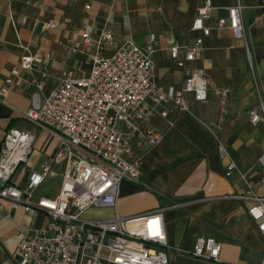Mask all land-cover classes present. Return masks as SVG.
I'll return each mask as SVG.
<instances>
[{"label":"crops","instance_id":"obj_1","mask_svg":"<svg viewBox=\"0 0 264 264\" xmlns=\"http://www.w3.org/2000/svg\"><path fill=\"white\" fill-rule=\"evenodd\" d=\"M245 8L242 19L245 39L236 38L228 28H215L219 17H227V8L237 0H212L215 16L205 22L211 27L204 37L200 53L191 67L210 84L209 98L198 102L187 98L191 112L173 111L167 118L155 115L148 126L163 133L155 147L136 145L141 158L139 182L124 181L112 216H135L159 208L165 209V222L172 245L171 264H261L264 259V234L250 218L251 201L237 200L232 194L248 193L246 180L255 192L264 193V124H253L250 111L264 99V0H240ZM203 0H0V89L21 57L29 52L47 56L49 77L43 94H49L60 82L63 71L72 76L86 75L94 54L93 43L85 48L84 30L93 37L111 31L114 46L105 45L101 54L111 55L126 40L144 45L154 32L161 37L155 55L156 77L164 87L179 86L183 72L170 56L169 47L183 46L202 36L191 31L196 8ZM26 20L23 22V18ZM56 20L55 29L42 28V22ZM253 71L249 66L247 51ZM37 71L21 70L10 85L6 101L0 97V150L11 129L34 136L31 151L21 162L12 181L21 187L33 170L50 166L43 184L35 191L55 197L66 171L65 139L31 123L23 112L32 105L34 87L27 84ZM258 84L259 93L255 88ZM218 90H228L226 114L221 112ZM264 101V100H263ZM173 125L169 126V121ZM228 148L238 170L226 176V160L218 152V139ZM56 187L55 190L51 188ZM49 216L40 210L29 212L12 208L9 199L0 197V264H18L15 248L19 234L33 227H46ZM197 237H213L222 243L221 263H211L190 255Z\"/></svg>","mask_w":264,"mask_h":264},{"label":"built area","instance_id":"obj_2","mask_svg":"<svg viewBox=\"0 0 264 264\" xmlns=\"http://www.w3.org/2000/svg\"><path fill=\"white\" fill-rule=\"evenodd\" d=\"M244 8L237 0L227 8V17L217 19L215 28H228L236 38L245 39ZM216 10L212 0H203L191 26V31H201L203 35L183 46L169 47L171 58L183 72L179 86L164 87L157 80L155 55L162 36L154 32L144 45L129 39L105 56L101 51L105 45L114 46L113 33L103 31L93 37L89 29L84 30L83 46L88 48L95 43L99 50L92 58L89 72L75 78L71 71H63L59 84L47 95L42 93L50 75L47 56L28 51L21 57L20 67L11 69L0 89L3 101L21 70L37 71L40 78L33 77L27 84L35 90L32 105L23 117L68 143L65 154H59L60 159L66 160L59 193L34 201L35 191L44 183L50 166L45 164L40 170H33L24 187L16 185L12 177L31 151L34 136L16 129L5 135L0 150V197L9 199L15 210L37 209L49 216L46 227H33L19 234L15 248L18 264H171L172 245L164 208L129 217L117 214L94 219L84 215L91 209L115 208L122 183L140 181L141 158L136 155V146L155 147L163 138V133L148 126L155 115L167 118L174 110L191 112L188 94H193L198 102L208 100L210 84L191 63L200 53L204 37L211 33L212 28L205 22L215 16ZM59 24L48 20L42 22V28L55 29ZM217 94L221 112L226 114L228 90H218ZM250 118L253 124H264L263 100L250 111ZM119 122L123 123L122 128H118ZM173 123L169 121V126ZM25 136L30 137L31 143L22 154L19 150ZM217 139L219 155L226 160L225 175L230 176L238 170V164ZM259 161L264 165V156ZM261 183L264 187V179ZM246 187L248 193L231 197L251 201L248 214L264 234V193L255 192L247 180ZM221 251L222 243L215 238L197 237L190 255L221 263Z\"/></svg>","mask_w":264,"mask_h":264},{"label":"rangeland","instance_id":"obj_3","mask_svg":"<svg viewBox=\"0 0 264 264\" xmlns=\"http://www.w3.org/2000/svg\"><path fill=\"white\" fill-rule=\"evenodd\" d=\"M247 56H248V51H247ZM248 60H249V66H250V69H251V71H253V69H252V63H251V60H250V58H249V56H248ZM255 88H256V90H257V92L259 93V95H260V92H259V88H258V84L255 82ZM264 100V99H263ZM122 126H123V123L122 122H119L118 123V128H122ZM45 184H43L42 185V189H43V186H44ZM52 190H55L56 189V187H53L52 186V188H51ZM112 208H98V209H91L88 213H86L85 215H84V217H86V218H94V219H101V218H107V217H111L112 216Z\"/></svg>","mask_w":264,"mask_h":264},{"label":"bare ground","instance_id":"obj_4","mask_svg":"<svg viewBox=\"0 0 264 264\" xmlns=\"http://www.w3.org/2000/svg\"><path fill=\"white\" fill-rule=\"evenodd\" d=\"M21 135H23V134H21ZM24 139H25V141L23 142V144L21 145V149L19 150L20 152H22V154H24L29 149V145L31 143L29 136L28 137L25 136Z\"/></svg>","mask_w":264,"mask_h":264}]
</instances>
